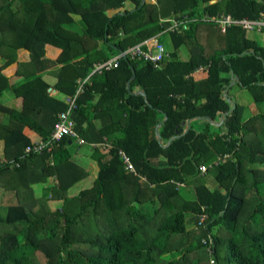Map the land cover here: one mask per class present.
<instances>
[{"label":"trees","instance_id":"1","mask_svg":"<svg viewBox=\"0 0 264 264\" xmlns=\"http://www.w3.org/2000/svg\"><path fill=\"white\" fill-rule=\"evenodd\" d=\"M126 1L133 7L107 15ZM261 12L264 0H0V140L4 156L19 162L0 167V188L15 198L0 213V264H264V112L245 117L230 92L237 86L264 102V43L238 25L221 32L195 20L166 32L163 21ZM158 34L171 43L159 67L122 57L83 85L74 129L109 146L92 149V184L69 194L88 177L72 159L75 140L22 156L31 144L23 128L48 138L66 108L52 90L73 95L93 62ZM20 48L28 61L17 60ZM6 94L21 98L20 107L5 105ZM224 153L233 160L200 174L201 164ZM51 177L56 185L36 194L33 184ZM52 200L60 207L51 209Z\"/></svg>","mask_w":264,"mask_h":264},{"label":"built area","instance_id":"2","mask_svg":"<svg viewBox=\"0 0 264 264\" xmlns=\"http://www.w3.org/2000/svg\"><path fill=\"white\" fill-rule=\"evenodd\" d=\"M204 21V22H214L218 25L221 32H225L229 27L233 25H238L245 31H256L260 32L264 28V13L261 12L256 19H248L245 17L235 18L229 13H220L214 16L208 14L194 15L190 17L188 14L180 15L179 17H173L168 19L169 25L165 31L176 32L179 31L182 26L190 21ZM166 21V20H164ZM122 57H129L132 59H139L145 62H149L153 67H159L161 62L170 58L169 51L160 42L159 35L151 36L135 45L129 46L125 50H120L118 53L106 60L95 61L92 63L91 71L89 74L83 78L78 79L77 89L73 95L64 96V102L66 108L56 115V120L53 127L49 133L48 138L40 139L36 142H32L30 145L26 146L24 149L25 156L29 153L41 154L42 152H50L55 144H57L63 137L69 136L77 141L78 144L86 143L83 138H81L74 129L75 122L71 118L72 111L76 108V99L78 95L82 92L83 85L89 81V78L94 73H101L103 71H109L118 65V61ZM200 66L199 68H201ZM207 69V66L205 67ZM95 147V144H91ZM105 148L109 146L108 142L103 144ZM121 156L127 163V167L132 170V166L128 163L125 155L120 151ZM233 160L232 153H224L216 155L215 158L207 164H201L199 166V172L204 175L209 168L221 165L227 161ZM4 165H9L10 168L18 167L19 162L14 160H8L6 158L0 159V167ZM207 215L202 213L199 217L198 225L201 224ZM209 241V239L204 238V242ZM211 253V250H210ZM213 262V261H211Z\"/></svg>","mask_w":264,"mask_h":264},{"label":"crops","instance_id":"3","mask_svg":"<svg viewBox=\"0 0 264 264\" xmlns=\"http://www.w3.org/2000/svg\"><path fill=\"white\" fill-rule=\"evenodd\" d=\"M150 3H156V0H153V2H150ZM133 7V4L130 2V1H126L125 3V6L119 8V9H108L106 11L107 15L111 16L113 15L114 13H116L118 10H123L124 8H132ZM197 15H200V14H197ZM74 20H79V16L78 15H72ZM173 17V16H172ZM171 17L167 18V19H164V20H168L170 19ZM162 20V19H161ZM163 20V21H164ZM256 32V31H255ZM257 33H261V32H257ZM159 35V34H158ZM262 43V42H261ZM264 43V42H263ZM184 47V46H183ZM186 49V48H185ZM118 53V52H117ZM116 53V54H117ZM116 54L110 56L109 58L115 56ZM29 51L24 49V48H20L18 49L17 51V60L18 61H23V62H26L30 59V56H29ZM188 52H187V56L183 58L184 55H182L181 53V49L179 50V57L181 59H186L188 57ZM1 63V62H0ZM14 70H15V66L12 65L7 71H5L6 75H10L12 73H14ZM48 75V74H47ZM46 76V75H45ZM44 76V79L46 81H48L49 83H52L54 82V77H53V80L52 81H49L46 77ZM50 76V75H48ZM52 94H60V93H57L55 90H52L51 91ZM231 94L233 95V97L238 101L240 102L236 96H234V94L232 93L231 91ZM64 96L66 95H62V99H64ZM5 97L7 98L6 99V102H5V105H8V106H11V107H16V108H19L20 105H21V98H11L8 96V94L5 95ZM96 123L99 125L100 124V121H96ZM23 133L30 139L31 143L32 142H36L38 140L41 139V137L33 130H31L30 128L28 127H24L23 128ZM75 140V139H74ZM76 144L78 146H83L85 144H87L88 142L84 143V144H78L77 141L75 140ZM106 141L105 139L103 140V142H99V143H95V142H92V143H88L89 146L91 147V149L97 147L99 148L101 151H104L105 150V147L104 146H101L103 144H105ZM91 144H95L96 146L93 147ZM100 146V147H98ZM91 152L92 150L90 151H87V152H83L82 154H80V152L75 151V153L72 155V159L75 161V162H78L80 166H82L85 170V172L87 173L88 177L86 179H84L83 181H81L80 183H77L74 187H72L70 190L72 189H76V192H78L80 189L82 188H85V187H89L91 184H92V181L93 179L96 177L97 175V171H98V166H97V163L96 161L91 157ZM2 158H6L4 156V153H3V141L0 140V159ZM7 159V158H6ZM56 183V181H55ZM46 185V183H43L41 184L39 187H38V193L37 194H40L41 193V190L42 188ZM13 193V192H11ZM8 197H13V196H10V191H4L2 188H0V204H2V202L7 199ZM13 202H10L9 204H11ZM8 204V205H9Z\"/></svg>","mask_w":264,"mask_h":264},{"label":"rangeland","instance_id":"4","mask_svg":"<svg viewBox=\"0 0 264 264\" xmlns=\"http://www.w3.org/2000/svg\"><path fill=\"white\" fill-rule=\"evenodd\" d=\"M146 2L150 3V2H153V0H145ZM75 24L74 26L71 27V30L77 34H80L83 30V25L82 23L79 21V20H75ZM247 35L250 36V37H253L255 39H257L259 42H264V34L263 33H257L255 31H249L247 32ZM162 44L165 46L166 49H171V43L169 41L168 38H164V40L162 41ZM99 46H101L99 44ZM181 53L184 57L187 56V50L185 49V47H181ZM179 49V50H180ZM30 54V53H29ZM30 56V55H29ZM0 62H1V59H0ZM49 81H52L53 80V76L50 75H46L45 76ZM232 91V93L234 94V96L237 97V99L240 101V103H242L244 106H245V109H244V112H243V115L245 117H248L250 115H253V114H256V113H261V112H264V102H254L253 99H252V96L250 93H248L247 90H242L240 89L239 87L237 86H233L231 89H230V92ZM57 96H59L60 98H62V94H58ZM193 125L196 129L200 130L204 127V123L202 121H197L195 120L193 122ZM102 146V145H101ZM100 147V146H98ZM106 149V148H105ZM70 150L71 152L74 154L75 151L78 150V152H80V154H82L83 152H87V151H91V147L89 146V144H85L83 146H78L76 144V142L74 141L72 143V145L70 146ZM79 162V161H78ZM77 162V163H78ZM80 163V162H79ZM78 163V164H79ZM56 179H53L52 177L48 179V182L46 183L47 185L49 184H52V185H56L55 183ZM43 184V183H35L33 184V187L35 189V193L37 194L38 192V187ZM74 187V186H73ZM43 189V188H42ZM42 191V190H41ZM76 189H72L69 191V194H76ZM10 196H13V197H8L7 199H5L2 204H0V213L2 215H4L5 213V209H6V206L10 203V202H14L15 201V198H14V193H11L10 192ZM49 206L51 209H56V208H59L60 207V202L58 201H55V200H52L49 202ZM173 256H176V253L174 254H171V255H168V257H173ZM212 264V263H211ZM215 264V263H213Z\"/></svg>","mask_w":264,"mask_h":264},{"label":"water","instance_id":"5","mask_svg":"<svg viewBox=\"0 0 264 264\" xmlns=\"http://www.w3.org/2000/svg\"><path fill=\"white\" fill-rule=\"evenodd\" d=\"M143 95H145L144 92H143ZM189 126H190V120H187V121L185 122V130H187V129L189 128Z\"/></svg>","mask_w":264,"mask_h":264}]
</instances>
